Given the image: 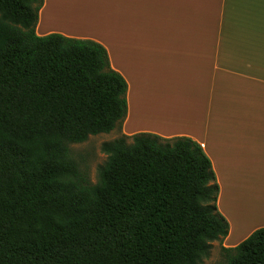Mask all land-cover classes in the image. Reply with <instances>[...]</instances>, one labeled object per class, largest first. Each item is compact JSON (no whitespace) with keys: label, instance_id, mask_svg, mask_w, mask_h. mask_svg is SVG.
<instances>
[{"label":"trees","instance_id":"16d2710c","mask_svg":"<svg viewBox=\"0 0 264 264\" xmlns=\"http://www.w3.org/2000/svg\"><path fill=\"white\" fill-rule=\"evenodd\" d=\"M42 5L0 0V264H200L228 234L210 159L189 137L123 134L90 184L68 145L121 128L128 85L101 44L37 35ZM221 252L264 264V227Z\"/></svg>","mask_w":264,"mask_h":264},{"label":"crops","instance_id":"0c3cea01","mask_svg":"<svg viewBox=\"0 0 264 264\" xmlns=\"http://www.w3.org/2000/svg\"><path fill=\"white\" fill-rule=\"evenodd\" d=\"M35 31L106 49L128 85L124 135L200 144L228 223L222 246L264 227V0H43ZM246 191L256 210L236 212Z\"/></svg>","mask_w":264,"mask_h":264},{"label":"rangeland","instance_id":"374dc122","mask_svg":"<svg viewBox=\"0 0 264 264\" xmlns=\"http://www.w3.org/2000/svg\"><path fill=\"white\" fill-rule=\"evenodd\" d=\"M47 14H44V22H49L47 20ZM122 135V129L116 127V129L109 133L91 135L82 143H72L68 145L69 158L77 164L79 170L86 176L90 184H95L97 182L98 169L107 158L106 154L101 150L102 144L120 138ZM127 142H130V139H127ZM257 197L256 192L246 191L244 197L239 198L235 202L238 204L236 206V208L238 207L236 212L244 210L245 207H251ZM257 200L258 199H256V202ZM221 246L222 241L213 242L209 256L203 259L200 264H225L226 262L221 252Z\"/></svg>","mask_w":264,"mask_h":264},{"label":"bare ground","instance_id":"6f19581e","mask_svg":"<svg viewBox=\"0 0 264 264\" xmlns=\"http://www.w3.org/2000/svg\"><path fill=\"white\" fill-rule=\"evenodd\" d=\"M253 206H254V205H253ZM253 206H252V209H255V210H256V206H257V205H256L254 208H253ZM257 207H258V210H259V208H260V209H264V203H263V204H258Z\"/></svg>","mask_w":264,"mask_h":264}]
</instances>
